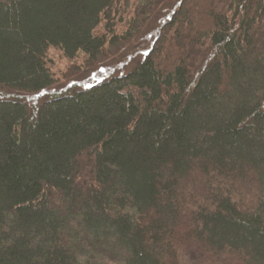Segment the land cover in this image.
Wrapping results in <instances>:
<instances>
[{
    "label": "trees",
    "instance_id": "trees-1",
    "mask_svg": "<svg viewBox=\"0 0 264 264\" xmlns=\"http://www.w3.org/2000/svg\"><path fill=\"white\" fill-rule=\"evenodd\" d=\"M189 247L264 264V0H0V264Z\"/></svg>",
    "mask_w": 264,
    "mask_h": 264
},
{
    "label": "rangeland",
    "instance_id": "rangeland-1",
    "mask_svg": "<svg viewBox=\"0 0 264 264\" xmlns=\"http://www.w3.org/2000/svg\"><path fill=\"white\" fill-rule=\"evenodd\" d=\"M59 67H62V65L58 64L55 69L57 70L59 69ZM184 257V259H186L187 264H197L198 259L200 257V251L195 247H189L187 248Z\"/></svg>",
    "mask_w": 264,
    "mask_h": 264
}]
</instances>
